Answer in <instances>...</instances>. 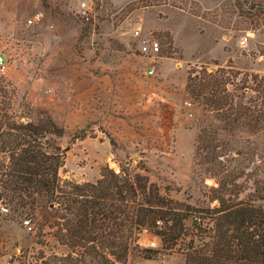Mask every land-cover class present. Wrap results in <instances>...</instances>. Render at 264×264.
<instances>
[{
  "label": "rangeland",
  "instance_id": "374dc122",
  "mask_svg": "<svg viewBox=\"0 0 264 264\" xmlns=\"http://www.w3.org/2000/svg\"><path fill=\"white\" fill-rule=\"evenodd\" d=\"M39 11L42 22L28 26ZM150 41L159 43L157 55L143 53ZM0 54L8 62L0 74V109L19 121L47 113L65 129L63 180L96 183L104 167L127 168L148 177L164 197L202 210L193 214L208 216L204 229L212 225L215 182L195 160L206 113L188 95L187 75L191 68H232L241 73L240 88L244 74L264 77V0H0ZM151 68L155 74L147 76ZM238 94L243 103L253 93ZM76 134L88 137L74 141ZM240 142L225 163L245 173L241 198L247 199L253 180L264 182V130ZM9 208L0 213L3 264L22 263V250L32 263L39 252H69L48 229L41 234V212ZM196 221H186L188 236L170 251H159L162 240L152 231L141 232L128 260L117 264H186L191 240L200 244L205 235Z\"/></svg>",
  "mask_w": 264,
  "mask_h": 264
},
{
  "label": "trees",
  "instance_id": "16d2710c",
  "mask_svg": "<svg viewBox=\"0 0 264 264\" xmlns=\"http://www.w3.org/2000/svg\"><path fill=\"white\" fill-rule=\"evenodd\" d=\"M240 75L232 68L210 72L205 67L191 68L187 75L186 91L206 113L196 137L195 160L215 182L210 191L218 207L211 212L208 229L203 228L208 216L193 214L202 210L164 197L148 177L130 169L116 173L104 167L96 183L63 180L66 151L59 140L65 129L47 113L19 121L0 109V200L15 213L41 212V234L48 229L69 250L64 255L39 252L36 263L22 250L20 264L125 263L143 231L161 238L159 251H170L188 236L185 223L193 216L205 235L200 244L191 240L186 264H264V182L253 180L254 192L242 199L248 190L240 183L247 181L245 173L237 174L225 163L243 136L264 130V77L244 74L247 83L240 88ZM247 90L253 94L239 102L238 92ZM86 137L76 134L73 140Z\"/></svg>",
  "mask_w": 264,
  "mask_h": 264
},
{
  "label": "built area",
  "instance_id": "2783aa9c",
  "mask_svg": "<svg viewBox=\"0 0 264 264\" xmlns=\"http://www.w3.org/2000/svg\"><path fill=\"white\" fill-rule=\"evenodd\" d=\"M43 19H44V13L42 11H39V12H36L31 17H29L26 23L28 26H33L35 24L42 22ZM138 34L139 33H137V35ZM242 44H245V41H242ZM159 52H160V46L157 41H150L147 43L146 46L143 47V53H146V54L157 55ZM7 70H8L7 59L5 58L3 54H0V74H5ZM154 74H155V70L153 68L149 69L146 72L147 76H153ZM187 105L191 106V104L189 103H187ZM0 213L4 215L11 213V209L6 203L3 202V200H0ZM23 226L29 231L33 230L30 219H25L23 221Z\"/></svg>",
  "mask_w": 264,
  "mask_h": 264
},
{
  "label": "crops",
  "instance_id": "0c3cea01",
  "mask_svg": "<svg viewBox=\"0 0 264 264\" xmlns=\"http://www.w3.org/2000/svg\"><path fill=\"white\" fill-rule=\"evenodd\" d=\"M2 258H3V257H2ZM2 258L0 257V259H1V260H0V261H1L0 264H3V263H2V260H3Z\"/></svg>",
  "mask_w": 264,
  "mask_h": 264
}]
</instances>
